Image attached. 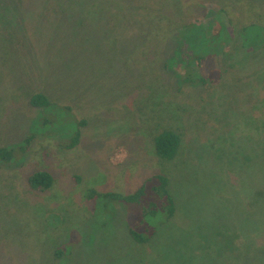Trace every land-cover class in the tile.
I'll list each match as a JSON object with an SVG mask.
<instances>
[{"label":"rangeland","instance_id":"374dc122","mask_svg":"<svg viewBox=\"0 0 264 264\" xmlns=\"http://www.w3.org/2000/svg\"><path fill=\"white\" fill-rule=\"evenodd\" d=\"M3 2L0 264H264L261 26L235 35L249 43L226 60L201 62L203 73L233 68L211 90L182 84L169 58L181 42L205 55L230 47L233 28L204 31L227 0ZM217 19L216 28L227 22ZM36 93L50 104L32 106ZM168 127L182 133L181 148L160 166L153 137ZM39 170L53 177L47 191L28 185ZM155 173L168 176L176 201L168 220L141 216L148 196L88 198L131 194Z\"/></svg>","mask_w":264,"mask_h":264},{"label":"trees","instance_id":"16d2710c","mask_svg":"<svg viewBox=\"0 0 264 264\" xmlns=\"http://www.w3.org/2000/svg\"><path fill=\"white\" fill-rule=\"evenodd\" d=\"M229 4H225V6H220L216 13H214V18H212L211 22L204 23V31L207 33L209 30H213V37L219 38L221 37L220 30H228L232 29L234 31V36H231V40H234L235 35L244 34L248 28H254L257 25H260L264 30V7H259L261 4H258L257 0H227ZM257 1L256 3H254ZM3 0H0V24H3V17L5 14V8L3 5ZM217 15L222 18H226V23H223L221 27L216 28L215 22L218 21ZM161 19V18H159ZM158 20V19H157ZM243 21V22H241ZM170 27L173 31L178 30V24L175 21H169ZM238 25V26H236ZM161 26L160 21H157L156 28L159 29ZM215 28L217 30H215ZM220 29V30H219ZM223 31V32H224ZM229 31L230 33H232ZM174 33L172 32V35ZM230 40V39H229ZM236 40V39H235ZM234 40L233 43L230 44V47L227 45L223 51L219 54H215L212 50L209 55L202 54L201 52H194L186 42H181L177 48L176 57L169 58L171 59V63L174 64V69L179 72V75H183L182 84H194V85H203L205 87L213 89L214 85L219 84L222 80L225 79L226 74L231 71L233 68L224 67V68H213L208 72L212 75V77H208V72L203 73L201 71V62L205 60L208 56L210 57H222L226 56V52L229 54L241 48L242 45L246 46L248 41H240L236 43ZM211 47L210 45H207ZM212 48V47H211ZM175 56V55H174ZM165 65H167L165 63ZM190 86V85H189ZM185 87L180 86L178 88ZM30 104L32 106L37 105H49L50 102L48 97L45 94L36 93L30 96ZM80 126L83 124L79 122ZM79 130L76 133L75 138L72 141V146H75L78 142L79 138ZM32 136H29L25 139V143L23 148H27V146L32 141ZM182 143V133L178 128H163L153 137V145H154V153L160 162V166H162V162L164 161H172L174 158L176 159L179 149L181 148ZM1 152V150H0ZM0 153V158H1ZM125 160V149L122 146L116 147L112 155L110 157V161L112 164L118 166L121 165ZM169 178L164 173H155L149 176L144 183L137 189L134 190L131 194H117V193H105V192H97L95 190H91L88 192V198L93 197H101V198H109L116 201H124L128 203H136L146 196H148L147 204L141 205V216H157L158 214L163 215L165 220L172 218L175 215L176 211V201L173 195L169 190ZM28 185L30 188L35 189L38 188L40 191H47L53 185V177L44 170H39L33 172L28 177ZM147 230V228L145 227ZM145 230V231H146ZM131 237L134 241L142 244L148 240V237L145 238L144 235L137 233L133 229L130 230ZM264 240V239H263Z\"/></svg>","mask_w":264,"mask_h":264}]
</instances>
